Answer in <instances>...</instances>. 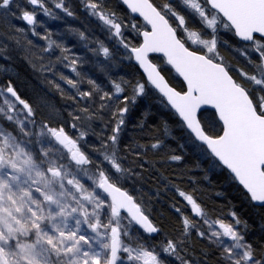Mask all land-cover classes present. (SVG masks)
Wrapping results in <instances>:
<instances>
[{"label": "snow or ice", "instance_id": "snow-or-ice-1", "mask_svg": "<svg viewBox=\"0 0 264 264\" xmlns=\"http://www.w3.org/2000/svg\"><path fill=\"white\" fill-rule=\"evenodd\" d=\"M52 5L0 0V39L23 46L33 68L36 56L40 71L74 90L48 81L73 102L65 114L43 97L33 102L23 95L18 74L0 65L6 74L0 82V264H264V0H79L86 17L115 42L93 39L91 27L68 28L103 57L107 87L80 71L83 56L52 39L49 29L38 31V13L79 18L66 0ZM29 31L46 44L36 45ZM6 51L7 45L0 48ZM56 63L75 78L57 72ZM121 65L133 74L114 77L109 69ZM141 101L159 105L167 118L149 125L157 113L143 111L134 127L151 140L126 142L125 127ZM149 127H162V135L146 133ZM189 149L197 167L206 162L205 179L223 173L241 204L259 214L258 234L249 235L235 205L215 214L178 186L186 204H173L175 222L152 215L137 187L156 168L149 153L179 166Z\"/></svg>", "mask_w": 264, "mask_h": 264}, {"label": "trees", "instance_id": "trees-1", "mask_svg": "<svg viewBox=\"0 0 264 264\" xmlns=\"http://www.w3.org/2000/svg\"><path fill=\"white\" fill-rule=\"evenodd\" d=\"M25 0H21L24 3ZM49 6L52 7V0H48ZM75 8L78 19L72 17H67L64 13L59 12V10L54 9L59 12L62 19H50L49 17L43 15V13H38V20L43 22V26L38 28V31L44 33L45 28L49 29L52 33V39L57 41H63L65 45L71 49L72 53L79 54L84 57L85 63L79 66L80 71L86 74L88 77L95 79L97 83L102 86L107 87L108 81L101 71L100 64L106 63L103 61V57L93 56L91 52L86 49L83 41H80L76 35L70 34L68 31L69 27L79 28L83 31H88V27H91L89 35L93 39L104 40L105 43L114 46L115 42L107 38L106 34L95 27V21L93 18H87L83 9L79 5V0H66ZM12 23L17 27L28 28L25 22L19 19H13ZM29 39H32L36 45L43 47L46 42L40 40L37 37L28 33ZM7 45V51L0 53V65L12 70L14 74H18L17 84L21 90V93L33 102L39 101L43 97L48 102L55 104L62 112L66 114L67 111L71 110L73 102L65 97H61L58 90L50 84L48 81L51 79H56L57 82L61 83L62 87L69 93H74V90L66 85L63 81H59V77H53L50 72L40 71L39 65L42 63L36 58V56H31V58L36 63L37 67L33 68L29 63L28 56L29 53L25 52L23 46H17L14 41H5L0 39V48ZM95 47V44L91 45ZM34 53H39L40 48H34L32 50ZM46 57L49 54H44ZM55 55H59V50H56ZM55 55H52V59L55 60ZM8 56L9 59L4 57ZM241 64L243 63V57H239ZM47 63V59L43 61ZM57 72H63L65 75L75 78L74 73L71 72L69 68L63 66V64L56 63ZM114 77L119 75L131 76L133 70L126 65H121L119 68L109 69ZM4 73H0V82L5 79ZM15 79L16 76L14 75ZM81 87L87 90L90 85L85 80ZM145 110L151 113H157V115H150L148 118V124L151 125L153 121L157 124L160 123V116L167 118V114L162 108L157 104H150L148 101H141L140 105L132 110V115L128 120L127 126L125 127L123 136L126 142H131L132 138L139 140L141 144L148 143L152 136L142 135L141 129L134 127L140 119H142L141 113ZM97 123L96 130L100 131V127ZM146 133H151L152 135H162V127L159 131L156 128H146L144 130ZM168 144L172 148H176L178 152L183 150L178 148L175 141L168 140ZM185 160L177 166L175 162L165 163L160 156L152 155L149 153L148 159L156 161V168L150 171H145V180L143 183L138 184L137 187L142 189L145 199L151 208L152 215L158 219L163 220L166 224L175 222L178 214L173 208V204L177 207L184 209L186 202L183 201L181 197L178 196L176 192V187H180L186 191L192 192L204 205L210 209H215V214H226L232 207L236 206L238 213L246 220H248L251 231L250 236L253 234H258L260 229V218L259 214L248 209L246 205L241 204V200L237 195L235 188L227 182L226 176L219 171H212L207 173V179H205V169L207 164L204 161H200V166L197 167V155L189 149L184 152ZM135 158V157H133ZM147 167V165H146ZM161 173L167 180L163 179ZM171 181L172 183H169ZM157 191L159 194L157 195ZM221 193V195H217ZM187 211V209H185ZM206 244V242H204ZM202 245L197 243L196 251L199 254V249Z\"/></svg>", "mask_w": 264, "mask_h": 264}, {"label": "rangeland", "instance_id": "rangeland-1", "mask_svg": "<svg viewBox=\"0 0 264 264\" xmlns=\"http://www.w3.org/2000/svg\"><path fill=\"white\" fill-rule=\"evenodd\" d=\"M96 23V22H95Z\"/></svg>", "mask_w": 264, "mask_h": 264}]
</instances>
